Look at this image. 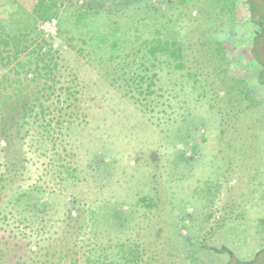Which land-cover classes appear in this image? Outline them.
<instances>
[{
	"label": "rangeland",
	"instance_id": "1",
	"mask_svg": "<svg viewBox=\"0 0 264 264\" xmlns=\"http://www.w3.org/2000/svg\"><path fill=\"white\" fill-rule=\"evenodd\" d=\"M236 1V21L230 22L226 15L207 22L205 0L172 5L185 67L143 71H157L150 89L148 80L137 87L124 75L112 82L120 60H108L113 48L99 50L88 40L81 53V41L67 38L80 5L104 7L95 27L123 23L115 0H55L64 32L54 41L51 72L43 67L49 59L32 52L43 37L40 20L20 29L28 48L7 65L12 44L0 55V95L17 86L21 94L44 88L36 97L45 114L27 118L7 149L0 138V173L7 153L22 171L11 175V186L37 188L33 198L50 203V210L41 219L6 204L3 195L0 242L17 241L19 251L40 246L43 264L50 256L54 264L114 257L127 242L138 256L135 264H264V0H252L262 24L250 19L246 0ZM29 5L0 0V28L25 26ZM216 40L229 64L213 53ZM92 49L100 52L91 55ZM29 59L24 77L16 63ZM17 99L21 105L27 98ZM103 205L117 208L126 219L122 226L92 222V211ZM69 210L74 218L81 214L78 220L68 223Z\"/></svg>",
	"mask_w": 264,
	"mask_h": 264
},
{
	"label": "trees",
	"instance_id": "2",
	"mask_svg": "<svg viewBox=\"0 0 264 264\" xmlns=\"http://www.w3.org/2000/svg\"><path fill=\"white\" fill-rule=\"evenodd\" d=\"M119 0L114 2V4L118 5L116 9L117 16H120L121 13L125 17L123 23H118V19L112 20L109 26H105L104 28L95 27L96 21H101L102 17L100 16L101 11L104 10L101 4L98 5H80L73 12L74 21L71 22L72 29H68L71 34L67 36L68 39L75 40L76 37L81 41V45L78 50L82 53L84 52V45L87 44V41L92 40V46L101 50L102 46H107L113 48L109 51L108 60L112 61L116 58L120 60L117 61L118 68L114 72L115 76H113L112 82H115L117 79L122 78L121 76H126V80L131 83L134 82L137 87L142 85V82L148 80L147 88L150 89V86L155 83L154 77L157 76V71H153L151 75H147L143 73V71H150L152 69H159L161 64H168L169 66L174 67L177 70L183 69L184 62V45L181 41L178 33L179 29L176 27L175 22L177 21V17L172 19L170 9L173 4L185 5V4H193L192 2H199V4L203 3V0ZM208 2V10L204 8L206 3L201 7L202 15L207 19V22L211 19H219L222 16L226 15V20L236 21V13L235 8L237 6L236 0H205ZM25 2H30L31 12L29 13L30 21L25 23V26L19 27V22H16V26L8 29L5 23H1L0 31L2 36H0V55L6 50L5 47L13 46V54L11 56L5 55L7 61H5V65H7L11 60H17L18 55L22 53L24 50L28 48L24 42H26V38L20 33V29H26V26L32 24L34 25L36 21L39 19L44 20L50 17H55L57 15V10L54 8L56 5L55 0H25ZM201 2V3H200ZM247 4L251 8L250 19L253 21H258L260 24L263 23L262 17L256 19L254 16V3L252 0H246ZM119 3V4H118ZM160 4L164 6L160 7ZM121 5V6H120ZM106 12V11H105ZM108 13V11L106 12ZM34 14V15H33ZM9 14L8 18L10 22H12V18ZM121 16V17H123ZM176 19V20H174ZM18 24V25H17ZM62 22L58 20V33L57 37L60 36L64 31L62 30ZM112 26V27H110ZM11 27V25L9 26ZM66 31V33H68ZM120 32V33H118ZM40 37V35H38ZM41 36H43L41 34ZM56 37V38H57ZM75 37V38H74ZM132 37H135L134 40H131ZM56 38L51 37H42L39 41L36 40V48L32 50L36 55L41 54L45 59H49L48 63L44 64V68L48 69V72L52 71V66H56V62L54 59V53L57 52V47L54 46V41ZM111 38L109 42L110 46L107 43V40ZM95 40V41H94ZM70 43H68L69 45ZM128 52L120 53L118 51H123L127 49ZM213 53L219 57V59L227 60L225 63H230V58L227 55L226 49L222 48L219 41H213ZM70 46H72L70 44ZM45 47V49H44ZM212 49V48H211ZM100 51L95 49L91 50L92 54H97ZM3 59L4 57L1 56ZM44 59V60H45ZM92 59H95L93 57ZM97 61L101 62L102 55L100 54L97 57ZM31 62V60L18 61L16 66L20 67L24 70V77L28 76L29 68L27 67ZM51 64V65H50ZM134 66L140 69L141 72L137 73L136 69L134 70ZM127 70H124V69ZM36 71V69H35ZM45 71V72H47ZM120 73H117V72ZM16 74H21V71L16 70ZM37 76L38 73L36 72ZM40 74V72H39ZM37 77L32 75L31 80H36ZM17 82L22 83L21 80L16 79ZM129 84V83H128ZM3 91H6L7 87L3 88ZM44 88H35V90H30V92H26L21 94L22 88L20 86L14 87L12 94L5 93L0 96L6 97L5 99H0V138L4 141L2 147L7 149L16 139H19L21 136V127L23 126V122H28L27 118H33L34 116L44 115L45 108L42 103H37L38 98L36 97L39 94H43ZM149 92H151L149 90ZM27 98L24 103L20 105V101H18V97ZM13 97H17L13 99V101H9ZM58 108L62 110L64 108V103L61 101L58 104ZM39 107L37 111L36 108ZM33 120L32 122H35ZM15 128V129H14ZM6 152V150H4ZM6 160L3 163L4 171L0 173V199H3V195L7 198L6 204L15 208L19 211H28L32 212L36 217H40L44 219L46 217V211L50 210V203L41 202L39 197L33 198L32 194L38 192V189L35 188L32 190H26L22 187V185H17L16 187H12L10 179L13 176H22L21 167L17 166V163L12 161V156H9L7 153L5 154ZM13 175V176H11ZM11 186V187H10ZM4 191H6L4 193ZM144 199V198H142ZM107 205V204H106ZM1 207H0V215H1ZM80 213L76 215L74 218L72 215V211L69 210L66 212V219L74 221L78 220L80 217ZM99 215V216H98ZM98 216V217H97ZM2 219H5L6 216H2ZM27 219V217H25ZM91 220L93 223L100 222L103 224H107L110 228H115L122 226L124 220V216L120 215L117 211V208L114 207H106L101 206V208L95 211H92ZM1 219V218H0ZM77 230H81V226ZM73 233L77 235V231L75 230ZM3 244V247H2ZM123 244V245H122ZM119 246L117 252H115L114 257L104 254L102 258H96L92 260L91 258L85 256L84 262L82 264H135L137 263V254L133 250V246L130 243H122ZM36 246V245H35ZM22 247L18 244L17 241L10 244L9 240H4L0 242V264H43L41 260L37 257L40 254V246L35 248H25L23 251H19ZM64 252V251H63ZM45 254H48L45 252ZM65 257H69L66 255ZM54 256H50L47 260L48 264H54L52 260ZM74 261H78L75 259Z\"/></svg>",
	"mask_w": 264,
	"mask_h": 264
},
{
	"label": "built area",
	"instance_id": "3",
	"mask_svg": "<svg viewBox=\"0 0 264 264\" xmlns=\"http://www.w3.org/2000/svg\"><path fill=\"white\" fill-rule=\"evenodd\" d=\"M38 31L44 37L56 38L58 33V19L56 17H50L38 22Z\"/></svg>",
	"mask_w": 264,
	"mask_h": 264
}]
</instances>
